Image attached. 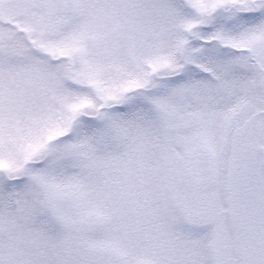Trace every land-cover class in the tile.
<instances>
[{"label": "snow or ice", "instance_id": "obj_1", "mask_svg": "<svg viewBox=\"0 0 264 264\" xmlns=\"http://www.w3.org/2000/svg\"><path fill=\"white\" fill-rule=\"evenodd\" d=\"M0 264H264V0H0Z\"/></svg>", "mask_w": 264, "mask_h": 264}]
</instances>
